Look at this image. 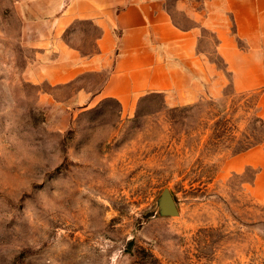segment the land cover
Here are the masks:
<instances>
[{
	"label": "rangeland",
	"instance_id": "rangeland-1",
	"mask_svg": "<svg viewBox=\"0 0 264 264\" xmlns=\"http://www.w3.org/2000/svg\"><path fill=\"white\" fill-rule=\"evenodd\" d=\"M57 8L0 0V264H264V179L238 158L264 143L256 95L80 100L108 73L51 80L96 33Z\"/></svg>",
	"mask_w": 264,
	"mask_h": 264
},
{
	"label": "crops",
	"instance_id": "crops-1",
	"mask_svg": "<svg viewBox=\"0 0 264 264\" xmlns=\"http://www.w3.org/2000/svg\"><path fill=\"white\" fill-rule=\"evenodd\" d=\"M60 19L70 26L89 23L96 30L93 52L64 42L56 83L73 81L74 72L106 71L97 94L79 92L80 100L115 99L122 111L152 94L181 105L204 95L254 93L264 121V0H54ZM56 9V11H57ZM204 35L214 39L203 48ZM216 55L222 67L214 62ZM239 166L259 167L264 179V143L243 153Z\"/></svg>",
	"mask_w": 264,
	"mask_h": 264
},
{
	"label": "water",
	"instance_id": "water-1",
	"mask_svg": "<svg viewBox=\"0 0 264 264\" xmlns=\"http://www.w3.org/2000/svg\"><path fill=\"white\" fill-rule=\"evenodd\" d=\"M162 208L167 215L178 214L177 205L170 191L165 190L162 196Z\"/></svg>",
	"mask_w": 264,
	"mask_h": 264
}]
</instances>
